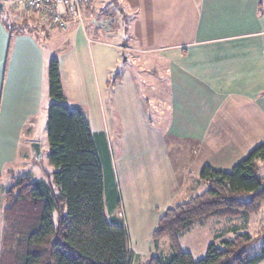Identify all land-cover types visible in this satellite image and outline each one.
I'll use <instances>...</instances> for the list:
<instances>
[{
	"label": "crops",
	"instance_id": "1",
	"mask_svg": "<svg viewBox=\"0 0 264 264\" xmlns=\"http://www.w3.org/2000/svg\"><path fill=\"white\" fill-rule=\"evenodd\" d=\"M121 2L116 14L92 5L97 22L88 24L123 38L128 67L122 62L113 76L118 60L100 73L93 58L83 62L82 47L87 41L91 52L93 42L78 23L60 30L67 49L56 58L67 103L108 141L131 249L142 258L136 243L153 241L163 211L200 189L206 165L229 170L264 143V0ZM46 68L37 37L11 33L0 19V165L30 121L48 112ZM121 187L132 190L131 209ZM160 254L170 253L159 242L147 257Z\"/></svg>",
	"mask_w": 264,
	"mask_h": 264
},
{
	"label": "trees",
	"instance_id": "2",
	"mask_svg": "<svg viewBox=\"0 0 264 264\" xmlns=\"http://www.w3.org/2000/svg\"><path fill=\"white\" fill-rule=\"evenodd\" d=\"M31 13L30 19L29 15L13 19L4 6L0 19L14 34L35 35L25 32L26 27L50 30L49 22ZM48 80L54 99L47 112L49 159L55 170L45 171L41 179L28 174L12 178L5 193L0 264H133L125 217L119 216L121 202L108 141L102 133H93L81 108L67 103L56 57L50 62ZM263 169L264 143L229 170L206 165L198 178L207 188L165 209L154 229L156 245L168 238L171 253L152 256L144 264H257L264 260V240L258 247L251 246L255 236L249 232L235 231L222 245L210 244L198 260L180 242L184 233L205 220L259 212L264 204ZM248 193L250 198L240 197Z\"/></svg>",
	"mask_w": 264,
	"mask_h": 264
},
{
	"label": "rangeland",
	"instance_id": "3",
	"mask_svg": "<svg viewBox=\"0 0 264 264\" xmlns=\"http://www.w3.org/2000/svg\"><path fill=\"white\" fill-rule=\"evenodd\" d=\"M4 1L5 9L12 12L14 15L13 19H21L24 15L28 16L30 19V15L32 11L26 10V8L16 7L11 4L10 0H2ZM121 0H93V4L95 5L96 11H101L102 9H108L113 14H116L119 11V7H121ZM30 11V14H27ZM37 16L36 14L34 15ZM33 17V16H32ZM45 23H50V21L43 17L41 18ZM109 20L112 18L109 16ZM89 29V37L93 39V43L91 44V52L89 45L86 41V45L84 48V53L81 51V59L84 62L85 59L93 58L95 61V66L97 71L100 73V68L105 63L106 68L115 64V60H118V67L114 69L113 76H115L116 72L120 69V65L123 62L124 53L122 49H119L121 43L124 41L123 38H113L108 39L103 37L102 35L94 33L90 30L89 25L87 26ZM50 30L48 31H33L25 28V32L34 33L35 37L40 41L41 47L43 48L45 61H46V77L47 81L45 84V96L43 104H46V110H49L50 104L54 101V99L50 96L49 90V82H48V72L50 62L53 57H59L63 54V42L67 38L65 36V32L60 31L55 26H49ZM114 45V46H113ZM98 50V51H97ZM99 58L101 61H99ZM128 67V62L124 63L123 66ZM87 66L83 64V69L86 71ZM104 68L102 67V71ZM116 70V71H115ZM87 74V73H86ZM48 113L43 112L39 116L33 118L30 121L29 129H26L23 133L21 143L16 148L14 156L12 160L1 162L0 165V251L2 248V239L3 232L5 229V209L7 206V202L5 200V193L10 188L13 183L12 178L19 177L23 174L31 175L34 179L45 178V171L53 172L55 170L53 164L49 159L50 145L48 140ZM34 144H39L41 148L40 157L37 158L36 151L34 149ZM32 153V154H31ZM264 170V169H263ZM195 188V191L189 193V196H193L205 190L207 188L204 183L202 186ZM121 192L124 195V201L127 205L132 207L130 203L127 202V196L131 197V191L127 192L125 187H121ZM153 194L142 193L141 197L143 201H150ZM140 197V201H141ZM240 197L248 199L251 197V194H242ZM189 198V197H187ZM125 203V204H126ZM121 204L119 216L125 217L127 214V209L122 207ZM138 209L146 210L145 206H135ZM235 231L244 233L249 232L253 236H255L254 241L251 246L258 247L261 245L264 240V204L259 212L250 214V215H241L234 218H211L205 220L203 224L194 225L188 232L184 233L180 239L181 247L183 250L188 251L192 254L194 259H200L206 255L208 247L210 244L215 243L217 245H222V240L231 239L235 235ZM165 240L158 241L160 242V248L163 251H168L171 253V246L168 238H163ZM167 241V242H166ZM136 246L138 247V251L142 253V258H133V264H144V262L148 259L147 255L151 251L155 252V240L141 243L137 242Z\"/></svg>",
	"mask_w": 264,
	"mask_h": 264
},
{
	"label": "built area",
	"instance_id": "4",
	"mask_svg": "<svg viewBox=\"0 0 264 264\" xmlns=\"http://www.w3.org/2000/svg\"><path fill=\"white\" fill-rule=\"evenodd\" d=\"M1 2H4L0 0ZM16 7L26 8L46 17L52 26L66 31L71 23L87 28L88 20L97 22L92 10L93 0H10ZM89 43L94 42L88 37ZM122 216V213H121Z\"/></svg>",
	"mask_w": 264,
	"mask_h": 264
},
{
	"label": "water",
	"instance_id": "5",
	"mask_svg": "<svg viewBox=\"0 0 264 264\" xmlns=\"http://www.w3.org/2000/svg\"><path fill=\"white\" fill-rule=\"evenodd\" d=\"M3 8H4L3 3L0 2V10H3ZM126 60H127V56H126V54H124L123 62H126ZM34 149L36 151L37 158H39L40 154H41L40 145L39 144H34Z\"/></svg>",
	"mask_w": 264,
	"mask_h": 264
}]
</instances>
